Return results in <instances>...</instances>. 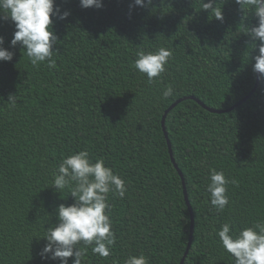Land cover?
Instances as JSON below:
<instances>
[{"label": "trees", "instance_id": "trees-1", "mask_svg": "<svg viewBox=\"0 0 264 264\" xmlns=\"http://www.w3.org/2000/svg\"><path fill=\"white\" fill-rule=\"evenodd\" d=\"M55 2L70 12L64 20L52 18L59 40L55 68L34 67L19 44L10 48L14 23L0 20L3 46L14 52L11 61H0V264H59L40 258V237L47 213L55 223V207L73 198L49 185L61 159L80 150L103 158L127 187L123 198L109 194L117 237L112 254L102 258L88 249L83 264H123L139 253L149 264H179L191 215L162 116L184 96L224 109L252 90L251 58L258 49L249 50L246 63L251 41L240 32L256 18L242 19L234 0H217L223 21L200 10L201 0H153L131 9L132 0H102L99 9L82 8L79 0ZM160 47L171 48L172 59L149 84L133 66L135 53ZM169 84L176 94L163 100ZM164 124L194 217L183 264H233L216 230L225 222L239 229L264 221V81L229 112L185 99ZM209 168L235 181L227 185L223 213L208 199Z\"/></svg>", "mask_w": 264, "mask_h": 264}, {"label": "clouds", "instance_id": "clouds-1", "mask_svg": "<svg viewBox=\"0 0 264 264\" xmlns=\"http://www.w3.org/2000/svg\"><path fill=\"white\" fill-rule=\"evenodd\" d=\"M224 2L222 0V4ZM152 3L153 0H132L129 8H148ZM234 3L239 6L242 19L247 18L250 13L256 18L255 24H242L240 33L246 34L251 41L247 45L246 63L249 62V50L258 49V54L251 58L254 60L252 71L258 73V79L264 81V0H234ZM79 4L82 8L103 7L102 0H79ZM216 5L217 0H201L200 10L211 12L212 18L223 21L222 7ZM69 14L67 10L61 12L55 0H0V20L14 23L10 48L19 44L34 67H39L44 62L48 68L56 67L54 56L58 52L54 45L59 40L52 18L64 20ZM3 45L4 36L0 35V61H11L14 52ZM135 56L134 68L145 74L147 82L152 84L166 71L165 66L172 59V49L160 47L148 51L141 48L136 51ZM175 94L169 84L163 90L161 99L167 100ZM7 102L10 107H15V94H9ZM229 183L235 181L226 178L222 170L209 168L206 192L210 205L217 213H223L229 206ZM49 186L59 195L61 190L68 189L73 202L69 205L61 203L55 207V223H49L52 214L47 213L48 227L40 237L45 241L39 252L40 258L69 264L71 257V264H83L88 249L94 255L108 258L117 239L112 230L109 194L123 198L127 192L125 180L107 166L103 158L93 160L86 150H80L61 159L52 172ZM215 235L219 238L222 249L230 254L233 264H264V221L239 229L225 222L216 230ZM123 264H149V261L143 253H139L129 255L123 260Z\"/></svg>", "mask_w": 264, "mask_h": 264}, {"label": "water", "instance_id": "water-1", "mask_svg": "<svg viewBox=\"0 0 264 264\" xmlns=\"http://www.w3.org/2000/svg\"><path fill=\"white\" fill-rule=\"evenodd\" d=\"M256 83L255 85L253 86L252 90L245 96L243 97L241 100H239L238 102H236L234 105L228 107V108H224V109H214V108H211L207 105H205L202 101H200L199 99L195 98L194 96H184V97H181L179 99H177L176 101H174L173 103H171L165 110L163 116H162V120H161V124H162V129H163V132H164V136L166 138V141H167V144H168V147H169V152H170V155H171V159L175 165V167L177 168L178 172L180 173L181 175V178L183 180V185H184V197H185V201H186V204L188 206V209L190 211V215H191V226H190V237H189V240H188V245H187V248L180 260V263L179 264H183L184 261H185V258L188 254V251H189V248L191 246V242H192V233H193V229H194V217H193V210H192V207H191V204L188 200V197H187V193H186V188H185V184H184V178H183V174L181 172V170L179 169L178 165L176 164L175 160H174V157H173V154H172V150H171V143H170V139L168 137V133L166 131V128H165V118H166V115L168 114V112L174 108L179 102L185 100V99H195L196 101H198L202 106H204L205 108H207L209 111L211 112H215V113H222V112H229L231 111L233 108H235L236 106L240 105L241 103H243L246 99H248L255 91V89L257 88L258 84H259V81L260 79H258V73H256Z\"/></svg>", "mask_w": 264, "mask_h": 264}]
</instances>
